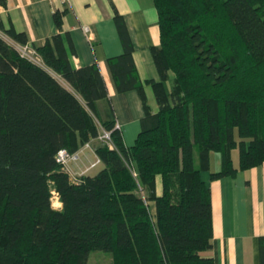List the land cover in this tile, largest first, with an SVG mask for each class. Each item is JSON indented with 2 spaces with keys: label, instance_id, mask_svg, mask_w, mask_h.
I'll use <instances>...</instances> for the list:
<instances>
[{
  "label": "trees",
  "instance_id": "obj_1",
  "mask_svg": "<svg viewBox=\"0 0 264 264\" xmlns=\"http://www.w3.org/2000/svg\"><path fill=\"white\" fill-rule=\"evenodd\" d=\"M153 3L159 78L140 79L118 13L123 50L106 58L114 89H135L142 103L131 145L113 116L97 118L96 101L108 98L98 64L69 61L61 35L67 6L52 13L57 32L32 44L43 65L0 35V264L213 263L203 254L213 234L210 186L201 171L209 170L213 152L221 167L209 171L210 179L264 162V0ZM0 30L27 42L24 31L4 28L1 19ZM144 83L153 89L155 112ZM94 116L115 147L95 142L101 167L72 182L55 154L96 137ZM52 188L60 208L51 204ZM95 249L108 251L111 261L88 263Z\"/></svg>",
  "mask_w": 264,
  "mask_h": 264
},
{
  "label": "crops",
  "instance_id": "obj_2",
  "mask_svg": "<svg viewBox=\"0 0 264 264\" xmlns=\"http://www.w3.org/2000/svg\"><path fill=\"white\" fill-rule=\"evenodd\" d=\"M65 6L68 11L62 16L61 35L69 61L73 67L98 64L108 89V98L96 101L99 120L113 116L124 143L131 145L141 128L142 103L135 89H114L106 58L123 50L115 20L118 13L131 39L140 79L159 78L151 52V47L160 41L153 0H0V19L4 28L11 26L16 31H24L29 44L41 45L57 32L53 11ZM84 25H88V32L84 31ZM169 83L168 80V86ZM144 91L151 111L155 112L158 105L151 85L144 83ZM95 142L96 139L91 140L92 144ZM84 151L86 157L82 156V162L87 163L93 155L87 148ZM232 160L237 166L238 152L237 163L233 153ZM100 167L101 164L97 165L89 173ZM220 167V153L213 152L209 170L201 171L202 179L210 186L213 234L211 247L203 254L212 257V264H264L261 247L264 244V162L238 169L233 175L210 179L209 171ZM159 187L158 177L156 189Z\"/></svg>",
  "mask_w": 264,
  "mask_h": 264
},
{
  "label": "built area",
  "instance_id": "obj_3",
  "mask_svg": "<svg viewBox=\"0 0 264 264\" xmlns=\"http://www.w3.org/2000/svg\"><path fill=\"white\" fill-rule=\"evenodd\" d=\"M83 29L84 31L88 32V25H84ZM11 44H13L22 55L30 58L31 60L39 64H42L39 62V60H42L41 56L38 54L35 48L28 42L21 44L16 40L12 39ZM115 127H119L118 123H115ZM92 139H96L97 141L103 144H107L109 148L115 147L111 139L110 129L101 126V129H98V134L96 137H90L87 141L82 143L76 150L68 151L66 148H60L55 154L56 161L60 164L61 169L68 174V177L72 182H79L81 175L88 173L91 169L95 168L97 165H100L102 163L101 158L95 152L94 144L91 143ZM85 148H87L89 152L93 155V159L89 160L87 163L82 162V156L86 157V153L84 151ZM127 164L130 167L132 174L136 176L137 171L132 162H127ZM138 188L141 196L145 199L146 196L144 193V189L140 185L138 186ZM53 197L58 200L57 207H60L61 202L59 199V195L54 188L51 189V204L54 202ZM52 206L54 207V205Z\"/></svg>",
  "mask_w": 264,
  "mask_h": 264
},
{
  "label": "rangeland",
  "instance_id": "obj_4",
  "mask_svg": "<svg viewBox=\"0 0 264 264\" xmlns=\"http://www.w3.org/2000/svg\"><path fill=\"white\" fill-rule=\"evenodd\" d=\"M2 33V32H0ZM1 35V34H0ZM2 35L4 36L3 38L5 40H7L8 42H12V39L7 37L6 34H3ZM1 35V36H2ZM40 63H43L42 60H39ZM50 71V70H49ZM52 74H53V71H51ZM54 75V74H53ZM58 79L61 80V82L63 83V79H61L59 76H58ZM66 83V82H65ZM66 86L68 84H65ZM104 113V110L102 111ZM101 117L100 114H97V118L99 119ZM95 116H94V120L98 126V129H101V124L100 122L98 121ZM237 148L233 149L232 153H233V156L235 158V162L237 163ZM102 165V164H101ZM96 170H94L93 172H95ZM146 192V190H144V193ZM53 203L52 205H54L55 208H59L57 207L58 206V202H56V199L53 197ZM61 206V205H60ZM150 208L153 209V202H150ZM108 261H111V254L108 252V251H105V250H101V249H95V250H91L89 253H88V256H87V262L88 263H95V262H108Z\"/></svg>",
  "mask_w": 264,
  "mask_h": 264
},
{
  "label": "bare ground",
  "instance_id": "obj_5",
  "mask_svg": "<svg viewBox=\"0 0 264 264\" xmlns=\"http://www.w3.org/2000/svg\"><path fill=\"white\" fill-rule=\"evenodd\" d=\"M42 65H43V63H42ZM101 164H102V163H101ZM56 202H58V200H56ZM60 207H61V206H60ZM60 207H59V208H60Z\"/></svg>",
  "mask_w": 264,
  "mask_h": 264
}]
</instances>
